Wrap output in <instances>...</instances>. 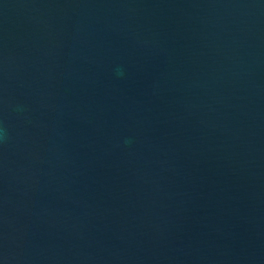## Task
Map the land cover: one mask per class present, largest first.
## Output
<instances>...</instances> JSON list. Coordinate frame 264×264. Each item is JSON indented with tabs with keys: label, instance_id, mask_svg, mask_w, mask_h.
Here are the masks:
<instances>
[{
	"label": "water",
	"instance_id": "1",
	"mask_svg": "<svg viewBox=\"0 0 264 264\" xmlns=\"http://www.w3.org/2000/svg\"><path fill=\"white\" fill-rule=\"evenodd\" d=\"M0 264H264V0H0Z\"/></svg>",
	"mask_w": 264,
	"mask_h": 264
}]
</instances>
